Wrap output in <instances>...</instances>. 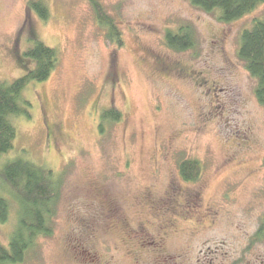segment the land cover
Returning a JSON list of instances; mask_svg holds the SVG:
<instances>
[{"label":"rangeland","instance_id":"374dc122","mask_svg":"<svg viewBox=\"0 0 264 264\" xmlns=\"http://www.w3.org/2000/svg\"><path fill=\"white\" fill-rule=\"evenodd\" d=\"M35 1L47 21L31 11ZM99 2L123 46L89 0H0V82L32 67V37L60 57L47 81L23 92L32 118H12L8 158L63 180L54 232L23 264H264V106L238 57L264 3L224 23L190 0ZM182 27L195 46L176 52L165 34ZM110 109L118 122L102 121ZM185 159L200 162L198 181L181 178ZM16 210L0 225L4 246Z\"/></svg>","mask_w":264,"mask_h":264},{"label":"trees","instance_id":"16d2710c","mask_svg":"<svg viewBox=\"0 0 264 264\" xmlns=\"http://www.w3.org/2000/svg\"><path fill=\"white\" fill-rule=\"evenodd\" d=\"M97 20L108 29V38L117 46H123V37L115 21L104 11L99 0H89ZM191 4L206 12L215 13L220 22L231 23L252 13L264 0H190ZM43 21L50 12L42 1L30 4ZM24 52V58L32 63L27 73L14 81L0 82V225L8 223L12 206L17 210V223L8 246L0 244V264H23L28 253L41 237L52 236L54 219L60 202L63 180L54 171L26 158H8L14 150L17 129L13 117L31 119L32 104L23 99L24 90L32 83L47 81L56 70L60 57L55 48L47 46L35 37ZM168 48L183 52L195 46V38L189 27L165 34ZM238 57L250 75L256 79L255 95L264 106V18L255 19L249 28L242 31ZM25 62V61H24ZM102 121L118 122L121 114L116 109L105 111ZM100 132L104 125L100 123ZM179 173L186 182H196L202 174L197 160H183ZM258 235H261V231Z\"/></svg>","mask_w":264,"mask_h":264},{"label":"flooded vegetation","instance_id":"af4514ba","mask_svg":"<svg viewBox=\"0 0 264 264\" xmlns=\"http://www.w3.org/2000/svg\"><path fill=\"white\" fill-rule=\"evenodd\" d=\"M161 230L165 231V229H164V228H161Z\"/></svg>","mask_w":264,"mask_h":264}]
</instances>
